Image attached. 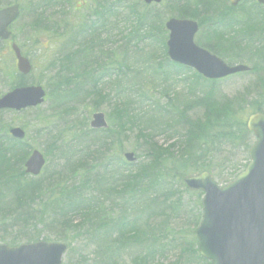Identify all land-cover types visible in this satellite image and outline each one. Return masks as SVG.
<instances>
[{
    "label": "trees",
    "instance_id": "16d2710c",
    "mask_svg": "<svg viewBox=\"0 0 264 264\" xmlns=\"http://www.w3.org/2000/svg\"><path fill=\"white\" fill-rule=\"evenodd\" d=\"M219 4L217 0H201L197 5L202 10L198 11L199 16H195L188 13L190 8L186 5L178 8L172 2L173 8L178 10L175 16L170 17L195 19L203 25L210 20L227 23V29L208 35L211 37L204 39L205 44H200V47L222 59L227 52L239 49L242 44L246 47L255 43L252 38L264 29V16H261L264 15V8L246 0L238 7L245 18L231 19V16L222 14ZM247 4L248 9L245 8ZM82 5L84 8L80 7L79 11L83 9L86 14L81 16L78 28L64 39L67 46L63 53L68 48L69 52L62 59H57L60 71L53 81L54 105L49 109L50 116L42 119L47 122L41 121L43 131L47 132L50 140L48 149H58L60 156L66 157L65 164L58 169L55 165L53 173H49L47 178L25 176L21 165L26 153H17V149L24 152L21 149L23 142L12 141L7 136L8 128H0V193H4V197L0 194L3 202L0 218L11 217L17 225L32 223L34 228L35 225H49L48 228L57 234L55 239L66 244L67 250L69 242L65 238L69 231L79 233L83 238H92L99 235L95 226L104 225L107 232L97 238L99 242L110 238V233L114 231L122 241L118 243L117 251L109 246L104 247L106 250L99 249L97 256L103 264H121L116 261V256L123 250L128 251L126 255L130 256L128 264H154L156 260H162V255L164 257L163 250L156 247L158 241L163 237L162 248L166 247V243H174L173 230L167 226L162 229L166 230L163 234L153 235V227L136 225L138 220L133 218L130 224H124L127 219L125 204L111 203L105 207L102 202L105 196L135 197L139 186L156 184L161 177L164 186L159 190L163 191L166 201L172 194L175 196L171 182L182 185L188 173L207 171L214 174L213 158L221 156L220 151L226 143L235 150L244 149L247 155L251 135L246 132L243 119L237 117L231 101L219 105L212 100L216 82L203 81L196 74L168 62L164 31L167 15L161 12V6H144L138 0H95L93 5ZM111 23H116L115 30L119 31L118 28L123 26L124 31H119L120 45L115 51L103 52L104 44L100 37L112 32ZM78 37L79 42L75 40ZM221 45L226 47L221 49ZM258 53L261 54L258 69H264V51ZM149 76L151 81H173L171 90L160 87L164 103L160 99H152V92L142 84ZM201 82L208 84L209 91L199 96L195 91ZM253 90L259 93V98L254 96L253 102L245 106L252 107L250 114L264 111V105L258 104L264 103V81L255 80ZM101 106L107 107L105 117L109 123L112 122L110 129L83 130L79 133L69 120L78 107L92 115ZM145 106L154 118L172 116V131L177 136L173 145L162 148L148 141L151 137L146 134L142 123L151 126L154 120L153 117L145 120L146 114L142 112ZM240 110L245 109L240 107ZM191 111H200V117L191 120L188 116ZM132 131L136 132L135 159H143L139 165L133 164L136 166L124 163L121 156L125 151H109L113 145L111 140L120 145L119 138ZM174 148L177 153H170L169 150ZM116 167H136V171L117 177ZM45 168L41 174L46 173ZM232 173L233 179L239 171L232 167ZM168 181L171 182L166 185ZM112 206L120 209L119 214L110 212ZM71 214L81 216L85 223L72 226ZM122 225H128L127 233ZM38 241L48 239H32L18 245ZM109 243L112 244L111 241ZM175 245H170V248ZM184 249L186 251H182L181 247L175 250L179 252L178 258L170 264H181V254L189 256L187 264H208L198 256L196 243L190 240Z\"/></svg>",
    "mask_w": 264,
    "mask_h": 264
},
{
    "label": "rangeland",
    "instance_id": "374dc122",
    "mask_svg": "<svg viewBox=\"0 0 264 264\" xmlns=\"http://www.w3.org/2000/svg\"><path fill=\"white\" fill-rule=\"evenodd\" d=\"M94 1L95 0H0V7L4 5L7 6L12 3H17L20 7L19 20L9 29L11 33V41L23 49L33 68V72L30 77L28 76L25 79L17 78L13 56L9 51L8 45L1 42L0 96L5 94L12 85L20 81H23L28 85H38L39 83L46 91V101L37 110H27L20 113H0V128L9 129L10 127H19L25 132V140L21 148L24 152L17 149V153H26V157L24 158L25 160L33 150L40 152L46 161V173L41 174L40 177L42 178H47L49 173L52 174L55 165H57V169L61 167L62 164L64 165V158H66L60 156V151L58 149H48V142L50 140L47 136V132L43 131V125L41 124V121H44L42 120L43 118L50 116L49 109L54 105L53 100L55 98V91L53 89V81L56 80V75L60 71V69H58L59 63L57 59H62L69 52L68 48V50L63 53V50L67 46L64 45V39L67 37L69 32L72 33L76 30V28H78L81 16L86 14L83 9H80L79 11V8H84V5H82L83 3L93 5ZM179 1L180 0H162L160 4L162 10L161 12H164L167 15L166 18L171 15L175 16V12L178 10L177 8H173L174 6L172 5V2H175V6L178 8H180L182 4L186 5L187 8H190L187 10L188 13L191 12L195 16L200 15L199 12L202 9L198 7L197 4L200 3L201 0H181L182 3H179ZM219 1L220 4L218 9L221 8L220 10H222V14L231 16V19H235L236 17L245 18V15L240 12V9L231 7L230 0H217V2ZM245 8L248 9L249 4H247ZM196 22L198 23V21ZM115 28L116 23H111L110 29L112 32H110L106 37H100L101 42L104 44L101 49L103 52H114L116 47L120 45L118 34L119 31H124V27L120 26L118 28L119 31H117V29L115 30ZM206 28L207 23H205L202 28L198 23V32L195 36V42L205 44V41L203 40V33ZM263 30L252 38V42L255 43L248 44L246 47L242 44L239 49H234L226 53L227 56L225 57V62L232 63V65H246L251 68L250 72L248 74H240L216 82L214 91L212 92V100L219 105H223L227 100L231 101L234 106V110L237 111V117L242 118L244 123L252 108L250 106H245L253 102L254 96L259 98V93L253 90L255 80L258 82L264 81V73L262 74L261 79H259L258 74V61L261 59V54L258 52L261 53L264 51V48L260 49L258 44H264ZM75 40L79 42V37ZM252 45L254 46L248 50ZM223 47L226 46L221 45V49ZM51 63L54 64L53 67L50 66ZM252 69L254 70L253 75ZM201 83L202 84H200L195 91L199 96H202L209 91L206 86L208 84H203L204 82ZM142 84L152 92V99H160L162 103H164V98L160 94V87L171 90L173 81L171 79L165 80L164 83H161L159 80L151 81L149 76ZM170 98H172L171 94ZM258 104L260 106L264 105L263 102H258ZM240 107L245 110L241 111ZM76 110V114L72 115L69 120L73 122L75 129L79 130V133L83 130L88 132L90 130L88 124L91 120V115H88L79 107ZM148 111L149 108L147 106L143 107L142 112L146 114L145 120L153 117ZM97 112H101L106 115L107 107L101 106ZM200 115V111H191L190 114H188L191 120L200 117ZM171 119L172 116H156L155 118L153 117L154 123L151 126H149L148 123H142L143 127L146 129V134L151 137V140L148 141L162 148L173 145V142H176L177 136H174L172 131L173 126ZM46 122L47 121H44V123ZM107 123V128L110 129L112 127V122L109 123L107 120ZM135 136V131L122 135L119 138L120 145L117 144L115 140H111L113 145L109 148V151L114 152L121 149L122 151L132 152L135 155ZM88 140L89 139H85V141ZM251 144H253V141ZM229 145V143L224 145L220 151L221 156L218 155L215 159L213 158L212 163L216 167L214 174L208 172L212 180L219 187H224L232 180V167H235L236 172H241L242 167L247 162V156L244 149L235 150V148H232ZM51 152L53 153L50 156H47ZM169 152L175 154L177 153V149H170ZM226 152L228 153L225 157H222ZM169 157L172 156L170 155ZM24 160L22 163H24ZM142 161L143 159H137L135 163L139 165ZM114 171L116 176L119 177V174L135 172L136 167L135 169L131 167H116ZM198 174L199 173H195L193 175V173H188L186 176H195ZM171 181H168L166 185L170 184ZM161 183L162 181L160 177L156 181V184L149 185L148 187L139 186V188H137L138 194L135 197L123 196L112 198L110 196L106 198L105 196L104 201L102 202L105 207H108L111 203L112 205L119 206L125 204V208L127 207V219L124 224H130L129 222L132 221L133 218L138 220L136 225L153 227L151 230L153 235L166 231L165 229H162L167 226L168 229L173 230L174 233L172 235L174 238H172V240L176 243V245L174 248H170V245L174 243L169 242L166 243L165 248H162L161 240L163 237L162 239L159 238L160 240L158 241L156 247L163 250L164 257L162 255V260H156L154 263L170 264L175 262L178 258L176 256L179 252L177 253L175 250L181 247L182 251H186V249H184L185 244L190 240L193 243H196L194 231L200 221V201L202 195L196 192H187L184 184L180 185L178 182H171V188L175 191V196L172 194L173 196H170L168 200L164 201V197L162 196L163 191L159 190L162 188L161 186H164ZM157 186L160 187L157 188ZM0 194L3 196L4 193ZM0 199V206H2V197H0ZM119 210L120 209L115 206L110 208V212L113 214H119ZM82 223H85V221L81 218V216H74L71 214L72 226L80 225ZM122 226L125 227L124 231L127 233L129 231V229L126 228L128 225ZM48 227L49 225H35L34 228L32 223L29 225H17L11 217H7L6 219L0 218V245L14 247L19 243L28 242L32 239L42 240L44 238L48 239V241L43 242L64 244L63 242H59L55 239L57 234L52 232ZM95 231H97L99 235L92 238H83L79 236V233H72L69 231V234H67L65 238V240L69 242V250L66 251L62 259V264H103L101 259L97 256L99 254V249L106 250L104 247L109 246L111 248L114 247V250L117 251L116 249L119 248L118 243L122 241L117 237V232H111L110 238L103 239L102 242H99L97 238L107 232L106 227L104 225H97L95 226ZM137 231L144 233L141 230ZM124 238H126V236ZM110 241L112 244L109 243ZM127 253L128 251L125 250L118 252L116 261L121 264L124 262L125 264H128L130 256H127ZM180 257L182 262L181 264H187L189 256L181 254Z\"/></svg>",
    "mask_w": 264,
    "mask_h": 264
},
{
    "label": "water",
    "instance_id": "95a60500",
    "mask_svg": "<svg viewBox=\"0 0 264 264\" xmlns=\"http://www.w3.org/2000/svg\"><path fill=\"white\" fill-rule=\"evenodd\" d=\"M146 5L159 4L161 0H141ZM241 0H234L236 5ZM264 6V0H255ZM17 6L0 10V40L9 36L7 28L18 17ZM168 31L167 56L173 62L192 68L208 80H217L236 73L246 72L243 66L227 67L220 60L192 45L197 26L189 21L174 19L165 23ZM11 50L16 59V69L22 75L30 72L29 62L20 56L15 45ZM44 92L40 87L15 89L0 98L1 110L20 111L43 103ZM103 115L92 116L90 128L104 129ZM246 129L255 137L249 148V163L245 170L223 188L211 180L208 173L184 180L187 189L203 194L201 220L194 231L197 252L209 264H264V115L248 117ZM9 135L23 140L24 132L12 128ZM127 162L132 154H124ZM44 159L33 151L24 163V172L36 177ZM66 250L60 243L37 242L17 247L0 245V264H60Z\"/></svg>",
    "mask_w": 264,
    "mask_h": 264
},
{
    "label": "flooded vegetation",
    "instance_id": "af4514ba",
    "mask_svg": "<svg viewBox=\"0 0 264 264\" xmlns=\"http://www.w3.org/2000/svg\"><path fill=\"white\" fill-rule=\"evenodd\" d=\"M4 43H6L8 45V47H9L12 44V41H11V39H9L8 41H6Z\"/></svg>",
    "mask_w": 264,
    "mask_h": 264
},
{
    "label": "bare ground",
    "instance_id": "6f19581e",
    "mask_svg": "<svg viewBox=\"0 0 264 264\" xmlns=\"http://www.w3.org/2000/svg\"><path fill=\"white\" fill-rule=\"evenodd\" d=\"M234 0H230V2H233ZM259 47H262V49L264 48V44L263 43H259L258 44Z\"/></svg>",
    "mask_w": 264,
    "mask_h": 264
}]
</instances>
